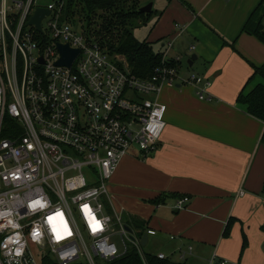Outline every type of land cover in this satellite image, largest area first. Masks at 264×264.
Returning <instances> with one entry per match:
<instances>
[{
	"label": "built area",
	"instance_id": "1",
	"mask_svg": "<svg viewBox=\"0 0 264 264\" xmlns=\"http://www.w3.org/2000/svg\"><path fill=\"white\" fill-rule=\"evenodd\" d=\"M36 1L0 0V264H42L45 256L98 264L132 248L148 264L143 236L127 231L112 208L111 180L134 147L145 156L156 151L166 128L165 87L189 85L210 102L213 82L182 75L180 58H169L172 38L163 46L164 65L141 80L112 49L63 21L60 1ZM37 8L51 11L42 32L29 25ZM58 44L79 50L71 67L57 65ZM188 202L177 199L176 208ZM193 250L181 251L182 262ZM209 264L228 261L213 253Z\"/></svg>",
	"mask_w": 264,
	"mask_h": 264
},
{
	"label": "crops",
	"instance_id": "2",
	"mask_svg": "<svg viewBox=\"0 0 264 264\" xmlns=\"http://www.w3.org/2000/svg\"><path fill=\"white\" fill-rule=\"evenodd\" d=\"M184 1L189 6L172 0L166 7L154 41L163 47L187 35V45L169 58H180L185 76L181 59L196 51L189 66L213 82V100H199L189 85L162 90L168 112L158 147L148 156L134 147L121 161L109 187L111 205L116 214L156 230L164 248L159 252L172 264H209L213 253L228 264H264V121L237 104L253 66H264V43L243 32L262 0ZM163 194L189 202L184 209L173 198L154 205ZM188 246L193 253L182 262Z\"/></svg>",
	"mask_w": 264,
	"mask_h": 264
},
{
	"label": "trees",
	"instance_id": "3",
	"mask_svg": "<svg viewBox=\"0 0 264 264\" xmlns=\"http://www.w3.org/2000/svg\"><path fill=\"white\" fill-rule=\"evenodd\" d=\"M143 0H60L62 4V20L76 22V19L88 22V37L99 42L103 46H111L112 54L123 58L129 67L131 74L141 80L151 78L156 68L164 65L163 54L154 50L153 44L144 40L138 41L126 27L131 22L146 24L153 16L140 12L144 7ZM154 2L160 8V16L167 9L172 0H148ZM181 2L189 6L184 0ZM97 21L101 25L97 26ZM155 23V25L157 24ZM155 27V26H154ZM124 28V30L122 29ZM154 29V28H153ZM152 29V30H153ZM243 32L256 36L264 43V0L252 13L246 23ZM158 43V42H156ZM237 104L253 117L264 121V66H253V74L245 84L237 98ZM10 121L9 118L6 119ZM5 134L4 136H6ZM264 145V133L261 139ZM180 199L183 196L163 194L152 201L156 206L165 203L166 199ZM132 225L138 236L147 233V224L137 219H132ZM130 226V224H128ZM131 227V226H130ZM231 220L228 223L225 236L231 231ZM245 246H243V250ZM148 264H171L169 260L161 261L156 254H146ZM42 264H57L49 256L43 258ZM98 264H143V261L135 248L130 249L125 255L112 262L98 261Z\"/></svg>",
	"mask_w": 264,
	"mask_h": 264
},
{
	"label": "rangeland",
	"instance_id": "4",
	"mask_svg": "<svg viewBox=\"0 0 264 264\" xmlns=\"http://www.w3.org/2000/svg\"><path fill=\"white\" fill-rule=\"evenodd\" d=\"M60 0H37L36 3L38 6L41 7H47L48 5L52 4V3H56L59 2ZM149 2L148 0H143L142 4H144V6L148 5ZM153 3V2H152ZM154 14L152 16V18L146 23H141V22H131L130 26L128 25L127 30H130L134 37L142 42L144 40H148V42H151L153 44L154 50L157 53H164V47H162L163 42H158L156 43L154 41V34L156 33V31L152 30L155 26V23L157 22V17L160 16V8L158 7L157 4H155L154 6ZM74 25L76 28L80 30L81 32L86 33V35L88 36V22L80 19H76V22H71V25ZM47 26V24H45ZM101 25V21H97V26L99 28V26ZM124 30V28H122ZM164 44H167L169 41L166 40L164 41ZM188 43V37L187 35H182L181 37L177 38L176 41L174 42L173 48L170 51V55H173L175 53V51L177 50V48H181L185 45H187ZM194 45V44H193ZM174 49V50H173ZM196 54V51H188L187 56H183V58L181 59V62L184 66L183 72L184 75L187 77V75L191 74V73H195L198 74V71L196 69V67H190L189 66V60L192 59L193 55ZM137 148V147H135ZM128 213V212H126ZM121 218V220L125 223V224H130L131 228L134 229L135 227L131 224L132 223V219H128V217L126 215H121L118 214ZM129 226V227H130ZM135 230V229H134ZM232 233V232H231ZM149 243L143 247V251L145 254H156L158 253L160 250H164L163 248V241L161 237H156V236H150L149 237ZM115 242L117 243V246L120 250H123V247L120 245V241L119 239L115 240ZM32 249L37 252V250L39 249L37 246L35 245H31Z\"/></svg>",
	"mask_w": 264,
	"mask_h": 264
},
{
	"label": "water",
	"instance_id": "5",
	"mask_svg": "<svg viewBox=\"0 0 264 264\" xmlns=\"http://www.w3.org/2000/svg\"><path fill=\"white\" fill-rule=\"evenodd\" d=\"M154 3H149L148 5L142 7L140 12L144 14H150L153 11ZM51 11L45 8H37L35 15L31 18L29 25H34L40 32H42V22L45 17L50 16ZM58 47L61 51V58L57 62V65L71 67L77 56L79 55V50H74L70 47L69 44L62 45L58 44ZM111 49V46H109ZM197 60V56L193 55L192 59L189 61V65L192 66L194 61ZM127 231L132 232L129 226L125 228ZM148 234H144L142 237V246L145 247L148 244Z\"/></svg>",
	"mask_w": 264,
	"mask_h": 264
}]
</instances>
